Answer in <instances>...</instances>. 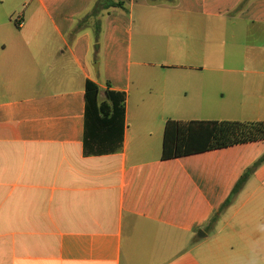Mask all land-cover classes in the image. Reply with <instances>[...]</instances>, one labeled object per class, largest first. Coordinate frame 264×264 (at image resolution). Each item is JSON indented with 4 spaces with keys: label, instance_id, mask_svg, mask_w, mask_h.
I'll return each mask as SVG.
<instances>
[{
    "label": "crops",
    "instance_id": "1",
    "mask_svg": "<svg viewBox=\"0 0 264 264\" xmlns=\"http://www.w3.org/2000/svg\"><path fill=\"white\" fill-rule=\"evenodd\" d=\"M97 1L0 0V264H264V162L209 225L264 140L161 158L167 119L264 121V0H128L127 26ZM150 13L172 64L142 56ZM87 80L126 94L117 152L84 153Z\"/></svg>",
    "mask_w": 264,
    "mask_h": 264
},
{
    "label": "trees",
    "instance_id": "2",
    "mask_svg": "<svg viewBox=\"0 0 264 264\" xmlns=\"http://www.w3.org/2000/svg\"><path fill=\"white\" fill-rule=\"evenodd\" d=\"M109 8L125 9V6L119 0H100L96 2L89 16ZM87 17L83 19V23H86ZM98 32L97 28L95 30L97 36ZM84 100V153L93 155L119 151L125 126L126 94L110 89L109 85L105 90H101L95 82L87 80ZM260 140H264V121L167 119L163 130L161 158L163 160L179 158ZM261 162H264V156L242 173L230 196L213 216L209 225L216 223L220 211L230 204L232 198L251 176L253 169Z\"/></svg>",
    "mask_w": 264,
    "mask_h": 264
},
{
    "label": "rangeland",
    "instance_id": "3",
    "mask_svg": "<svg viewBox=\"0 0 264 264\" xmlns=\"http://www.w3.org/2000/svg\"><path fill=\"white\" fill-rule=\"evenodd\" d=\"M140 0H136V2H139ZM162 0H146L147 5H154L161 3ZM168 2L164 0L162 4H167ZM175 3V1H174ZM173 4V3H171ZM125 9L120 10V12L125 16L126 22L125 25L127 26V19L129 17V2L128 0L124 3ZM143 6H141L142 8ZM131 12V50H132V61H135L138 59L139 55L141 54V47L139 43L142 42V34L141 33V27H142V20L141 16L143 15L141 10L138 6L133 7ZM153 13H150L147 15L148 25L150 24L152 28H145V31L147 35H145V42L144 43H150L149 46L146 47V54H142V56L145 58V61L149 63H161L162 64H172V56H169L167 52H165V45L161 43H167L169 37V31H168V19L169 17H157L153 16ZM127 36V35H126ZM127 43V42H126ZM156 43V44H155ZM159 43V44H157ZM100 46V47H99ZM93 53H92V60H91V66L93 67V70L98 71V65L101 64V72L100 75H102L103 68L106 64L109 66L111 65L112 68H118V75L120 77H123L126 73V53H125V43L121 44L120 52L117 50V54L113 58V50H116V47L114 49H111L110 47H107L105 49L104 43H93ZM116 60V61H115ZM115 61V65L114 64ZM107 62V63H106ZM149 71H161V68L159 66H150L148 68ZM135 72V66H131V74L133 76ZM131 103V100H130Z\"/></svg>",
    "mask_w": 264,
    "mask_h": 264
}]
</instances>
